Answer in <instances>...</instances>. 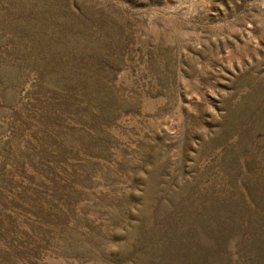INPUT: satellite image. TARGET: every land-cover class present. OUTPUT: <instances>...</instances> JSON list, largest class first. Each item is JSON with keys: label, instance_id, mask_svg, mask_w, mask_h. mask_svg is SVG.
Segmentation results:
<instances>
[{"label": "rangeland", "instance_id": "obj_1", "mask_svg": "<svg viewBox=\"0 0 264 264\" xmlns=\"http://www.w3.org/2000/svg\"><path fill=\"white\" fill-rule=\"evenodd\" d=\"M0 264H264V0H0Z\"/></svg>", "mask_w": 264, "mask_h": 264}]
</instances>
